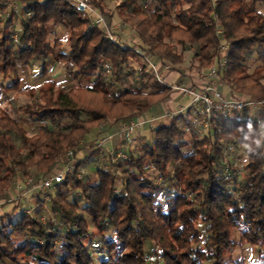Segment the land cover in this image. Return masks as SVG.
Instances as JSON below:
<instances>
[{"label": "trees", "instance_id": "obj_1", "mask_svg": "<svg viewBox=\"0 0 264 264\" xmlns=\"http://www.w3.org/2000/svg\"><path fill=\"white\" fill-rule=\"evenodd\" d=\"M87 1L110 25L117 14L130 36H110L72 0H23L19 42L11 37L14 19H0V91L16 90L28 99L14 113L0 105V193L13 188L17 168L21 176L57 169L59 154L78 146L81 137L94 154L106 148L97 147L103 120L113 128L124 118L145 119L173 91L155 79L147 57L182 73L194 47L189 71L207 69L218 56L217 25L230 43L220 72L225 96L264 98V0H151L146 8V0H121L118 12L106 8L105 0ZM148 13L152 20L146 24L138 17ZM50 23L65 27L64 38L50 41ZM254 52L260 62L250 71ZM47 58L68 64L70 85L49 77ZM36 60L42 62L43 83L21 86L19 66ZM80 91L94 98H82ZM24 116L33 132L22 124ZM43 119L58 129L42 127ZM209 127L202 138L191 133L186 141L175 118L159 119L150 142L125 147L129 161L114 169L96 164L95 183L69 176L57 183L48 202L55 217L47 223L37 205L13 219L21 201L5 202L0 264H94L101 252L106 258L100 264H153L146 239L159 248L161 264H247L232 257L245 243L258 250L252 264H264V125L251 117H221ZM228 144L246 145L247 162L238 174L225 170ZM111 228L115 238L108 235Z\"/></svg>", "mask_w": 264, "mask_h": 264}, {"label": "built area", "instance_id": "obj_2", "mask_svg": "<svg viewBox=\"0 0 264 264\" xmlns=\"http://www.w3.org/2000/svg\"><path fill=\"white\" fill-rule=\"evenodd\" d=\"M72 1L75 3L79 11L91 12L95 16V19L103 24V28L110 36H113L114 31L120 33L121 35H126L125 24L115 23V25L111 28V25L105 22L103 14L94 9L87 0ZM216 35L219 37V44L217 47L218 56L215 59V63L206 71L201 73L203 83L200 86L188 85L183 82H170L164 76L163 70H169L171 66L166 65L161 69L156 60L147 57L150 70L154 74L157 81L162 84H166L172 90L178 91L182 95L190 97L189 103L170 108V110H166L163 114H153V116L149 118L150 121H157L164 116L173 119L179 115L189 112L192 115L191 119L182 124L181 128L185 132L200 133L202 132L203 125L207 126L210 123H214L221 117H238L242 113L246 112L249 114V117L255 120L258 124L264 125V98L240 99L227 97L219 88L220 72L226 67L227 63L229 41L226 37L224 29L218 25L216 27ZM13 39L15 42H19V35L17 33L14 34ZM192 49L194 50V48ZM144 122V119L136 117L122 119L116 125L114 132L108 133L97 142V147L106 146L108 149L107 153L113 158H129L130 156L127 151L118 150L115 145V138L120 141L119 145H121L124 142L126 135L131 133L133 130H139ZM39 123L41 126L52 128V124L45 119L41 120ZM107 124L108 123L104 122L102 126L105 128ZM235 149L236 147L233 144H228L226 146L225 154L232 155L230 157L225 155L224 163L226 171L233 168L235 170V174H238L240 173V168H238L239 165L237 163V156L234 155L236 153ZM77 163L78 159L75 151L73 149H69L62 152L59 158L58 168L52 172H48L41 176H21L18 171L13 184V192L8 191L4 198L0 199V206L8 201L23 200L27 202V206L24 208V211L33 212L37 203H35L34 206L31 205V202L28 203L30 196L39 195V197L44 196L47 200H51L52 197L50 191L57 183L62 182L66 176L74 174ZM83 174L84 170L80 168L78 174L79 177Z\"/></svg>", "mask_w": 264, "mask_h": 264}, {"label": "rangeland", "instance_id": "obj_3", "mask_svg": "<svg viewBox=\"0 0 264 264\" xmlns=\"http://www.w3.org/2000/svg\"><path fill=\"white\" fill-rule=\"evenodd\" d=\"M22 1L23 0H7L4 3V5H0V19H1V22L4 23V21H6V19L10 18V17L14 19V21L11 22V26H10V29L12 30V34H11L12 38H13L14 34H16V33L18 34V31H19V28H20V22H21V12L20 11H21V2ZM120 1L121 0H105L106 8L114 10V9H116V5ZM149 1H151V0H146V3L144 5L145 8L148 5ZM116 10H117L116 12H118V9H116ZM29 15H31V14L29 13ZM103 16L105 18V22L107 24H109L108 16H105V15H103ZM114 18H115V21L110 27L112 28V26H114L115 23L116 24H118V23L125 24V27H126L125 34L127 36H130L129 32H128L129 25H126V23L123 20H121L118 17L117 14H115ZM138 18L139 19L143 18L145 23L148 24V22H150L152 20V15L150 13H148L147 15L140 16ZM94 19H95V17H94ZM95 20L97 21V19H95ZM48 28H49V30H51V32L53 31L52 34H51V37H50V41L51 42L54 41L55 37L64 38V36H65V27H62V26L54 27V25L52 23H50L48 25ZM229 47H230V43H229ZM229 47H228V49H229ZM192 50H189L187 52L186 60H185L184 63H182V66L183 65L184 66H188V67L191 66V64H192V55L191 54L193 53L194 50L196 51V49L194 48V50L193 51ZM257 57H258V53L254 52L252 60L250 61V65H251L250 71H253L255 66L257 64H259L260 60L256 59ZM41 63H42L41 61L36 60L31 65L19 66L17 72H18L19 77L22 79L21 86L34 84L36 87H39L40 84L43 83V80L39 76V72H40L39 70H40V67H41ZM46 64H47L48 68L50 69V73H49V77L50 78H54L55 80H57L60 83V85H63V86H68V85L71 84V80H70L71 77L69 75V70H68V66H67L68 64H66L64 62L56 63V62L53 61V59H50V58L46 59ZM198 72H200V71H198ZM13 79H14L13 77L12 78H8L7 82L10 83V82L13 81ZM136 79L138 81H140V78H136ZM150 90H152V89H150ZM78 93H79L80 97L85 98V99L86 98L87 99H89V98L93 99L94 98L92 96L90 97V95H88V94L83 93L82 91H80ZM26 98H27L26 95H24L22 93H18L16 90L10 91L8 93L0 91V105H1V107L8 109L12 113H14V110L16 109L15 108L16 106H18V105H20L22 103L24 104L28 100V99L26 100ZM95 99H96V97H95ZM255 99H259V98L256 97ZM187 100H189L188 97L184 98V101H187ZM10 101H11V104H10ZM166 101H169L168 98H166L164 101H161V102L157 103L154 106V108L152 110V113L149 112L150 113V117L153 116L152 114H153L154 110L162 111L163 110L162 109V104L164 102H166ZM169 110H170V108H169ZM188 115H189V117L192 116L191 113H189V112L186 113V114L177 116L175 118V122L179 126H181L184 123L183 116L186 117ZM238 117L246 119V118L249 117V114L244 112L241 115H239ZM164 118H165V121L168 122V123L172 122V120H173L172 118H168L166 116H164ZM104 122L108 123L107 125H110L111 124V120L110 119H105V120H103L102 122L99 123L98 128H99V130H102V133H103V131L105 129H107V125L105 126L106 127L105 129L102 126ZM151 122L152 121H150L148 119V122H144L139 130H133L131 133H128L126 135L125 138L128 139V141H129L130 149H135L134 148L135 144H138V146H140L141 145V141L140 140H144V142L145 141L150 142L152 140V128H153V126H155L157 124V122H155L153 124ZM49 123L52 124L51 122H49ZM22 124L30 132L34 131L33 125L31 124V120L27 116H24L22 118ZM42 127H44V126H42ZM44 128H47V127H44ZM52 128L58 129V126L52 124ZM206 133H207V131L202 133V134L199 133L198 137L202 138L204 136V134H206ZM92 135H94V134H92ZM106 135L101 136L100 139H102ZM192 137H193L192 134L189 133V132H186L183 135V139L186 140V141H190L192 139ZM115 145L118 148V150H121V151L125 150V147H126L125 146V141L121 145H119V144H115ZM85 146H86V139L84 137H81L79 139L78 146H76V147H68V148H66V149H64L62 151V152H65L66 150L73 149L75 151L77 159L80 160V162H78L77 165H76V169H75L74 174L70 175L69 177H73L75 179L82 180V181H85L86 177H90L91 178V182L95 183L97 181V177H96V174H95L96 164H101V165L105 166L108 169H111V168L114 169V166L119 165L122 162H126V161L130 160V158H127V159L124 158L125 160L122 159V158H116V157L113 158L110 154L107 153L108 149L105 148L104 146H102V147H104L102 150H99V152L95 153V154H94V152L92 150H90L89 148H86ZM190 147L191 146L187 147V149H186L187 152L191 149ZM237 148H238V153L239 154H234V155H236L237 159H238L237 160V163L239 165L238 168L242 169V168H244V166L246 165V162H247L246 145H240V146L236 147V149ZM128 150H129V148H128ZM62 152L59 154V158H60V155L62 154ZM225 155L230 157L232 154H225ZM84 157H86V158H84ZM83 159H84V161H82ZM80 168H82L84 170V174L81 177H79V175H78ZM17 169L18 170L16 171V173L19 170H21L20 168H17ZM150 172H153V170H150ZM30 175H33V174H30ZM162 180L163 179L160 178V177L157 178V182L158 183L162 182ZM166 184L169 185V183H166ZM168 187L171 190L174 189V186H172L171 184ZM12 189L13 188H8V189L4 190L2 193H0V199H3L4 196L6 195V193H8V191H11ZM54 191H55V187L50 191L51 192V197H52V194L54 193ZM73 192L77 193L78 190L74 189ZM37 199L39 201V204H37V207L38 208L40 207L41 211H42V213L39 214V218L44 223H47L50 218H54L55 217V214L52 213L50 207L48 206L49 200H47L44 196H40V197H39V195L30 196V200H29L28 203L31 202V205L34 206V204L37 202ZM40 203H41V205H40ZM26 206H27V202L22 200L20 205L18 207H16V209L13 211L12 218L16 219L18 214ZM10 207H12L11 203L8 204L6 208H10ZM108 235H109V237L115 238V236H116L115 230L111 228L108 231ZM235 237L237 238L238 241H240L241 228H239V227L236 228ZM99 239H100V236H97L95 238V243H97V241H99ZM85 242L87 243V241H85ZM145 251L150 255V258H151V261L153 262V264H161L160 260H158L157 252H156V251H159V248L156 247L155 243L151 239H146V241H145ZM95 257H96V259H95V263L94 264H100V260L101 259H105L106 258V254L104 252H101L99 258H97V255ZM232 257L235 258V259H243V261H246L247 264H252L258 258V250L256 248L252 247L251 245H249L248 243L240 244L236 248V250L233 252Z\"/></svg>", "mask_w": 264, "mask_h": 264}, {"label": "crops", "instance_id": "obj_4", "mask_svg": "<svg viewBox=\"0 0 264 264\" xmlns=\"http://www.w3.org/2000/svg\"><path fill=\"white\" fill-rule=\"evenodd\" d=\"M109 24H110V21H109ZM100 25H101V27H103V24L102 23ZM181 69L184 72L181 73L179 71H172L171 69H169V70H163V74L166 77V79L169 80L170 82H175V83L183 82V83L188 84V85L200 86L203 83V79L201 78V73H203L204 71H206L208 68L207 69H204V70H201L200 72H198V71H189L188 66H184L183 65ZM219 88L226 95L227 92L225 90V87L221 83V80L219 82ZM186 97H188L189 100L184 101V98H186ZM168 100L169 101H166V102H164L162 104V109H163L162 111H156V110H154L153 114H162L166 110H168L169 108H174V107H176L178 105H182V104L185 105V104L189 103L190 97L187 96V95H182L178 91H174L173 90L172 93H171V96L168 98ZM152 110H151L150 113H152ZM150 113H148L147 117L144 119L145 122H148V119L150 118ZM161 119H165V118L163 117ZM189 119H191V117H189V115L186 116V117L183 116L184 123L187 120H189ZM157 121H155V122H157ZM155 122H151V123L153 124ZM209 129H210L209 125H207V126L203 125L202 132H200V133L202 134V133H204L206 131L208 132ZM114 131H115V127L109 128V125H107V129H105L103 131V135L102 136H104V135H106L108 133L114 132ZM194 134H196L197 136L199 135V133H194ZM124 141H125L126 148H129L130 149V145H129L128 139L125 138ZM140 141H141V143L144 142V140H140ZM119 143H120V141L117 138H115V144H119ZM138 147H139L138 144H135L134 148H138ZM235 154H239L238 153V148L236 149V153ZM11 192H13V190H11Z\"/></svg>", "mask_w": 264, "mask_h": 264}]
</instances>
